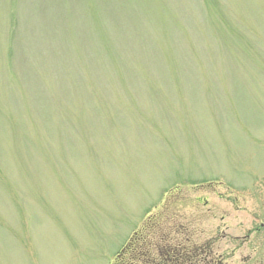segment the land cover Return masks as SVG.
Listing matches in <instances>:
<instances>
[{"label": "rangeland", "instance_id": "obj_1", "mask_svg": "<svg viewBox=\"0 0 264 264\" xmlns=\"http://www.w3.org/2000/svg\"><path fill=\"white\" fill-rule=\"evenodd\" d=\"M156 213L264 264V0H0V264H109Z\"/></svg>", "mask_w": 264, "mask_h": 264}, {"label": "flooded vegetation", "instance_id": "obj_2", "mask_svg": "<svg viewBox=\"0 0 264 264\" xmlns=\"http://www.w3.org/2000/svg\"><path fill=\"white\" fill-rule=\"evenodd\" d=\"M159 218L160 213H156L152 220L138 229L111 264H209L207 257L204 259L203 256L204 248L193 246L190 228L167 225V229L156 232L153 239L152 232L146 229L151 222L157 224L162 221ZM198 257L202 258L201 262Z\"/></svg>", "mask_w": 264, "mask_h": 264}]
</instances>
